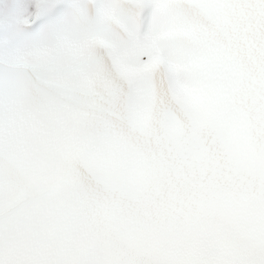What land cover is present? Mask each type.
I'll return each mask as SVG.
<instances>
[{
  "label": "snow or ice",
  "instance_id": "1",
  "mask_svg": "<svg viewBox=\"0 0 264 264\" xmlns=\"http://www.w3.org/2000/svg\"><path fill=\"white\" fill-rule=\"evenodd\" d=\"M0 264H264V0H0Z\"/></svg>",
  "mask_w": 264,
  "mask_h": 264
}]
</instances>
